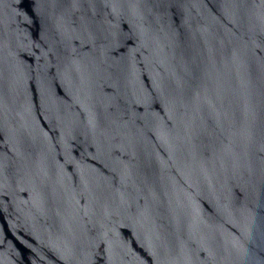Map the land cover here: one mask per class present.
Masks as SVG:
<instances>
[{
	"label": "water",
	"instance_id": "water-1",
	"mask_svg": "<svg viewBox=\"0 0 264 264\" xmlns=\"http://www.w3.org/2000/svg\"><path fill=\"white\" fill-rule=\"evenodd\" d=\"M0 264H264V0H0Z\"/></svg>",
	"mask_w": 264,
	"mask_h": 264
}]
</instances>
